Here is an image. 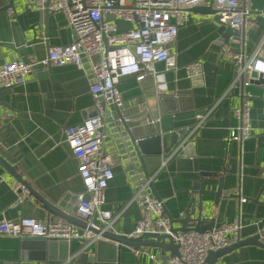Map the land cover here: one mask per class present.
Returning <instances> with one entry per match:
<instances>
[{
  "label": "crops",
  "instance_id": "crops-1",
  "mask_svg": "<svg viewBox=\"0 0 264 264\" xmlns=\"http://www.w3.org/2000/svg\"><path fill=\"white\" fill-rule=\"evenodd\" d=\"M30 0H0V67L14 61H39L51 47L70 44L74 35L61 12H39L30 6ZM258 11H264V0H251ZM119 30L132 25L115 21ZM209 15L190 11L189 21L177 33L173 50L177 52V71H165L155 65L156 73L137 82L135 77L120 79L117 89L127 114L147 111L140 121L158 117V97L188 90L184 105L189 101L205 119L198 128L189 127L180 139L193 144L199 172L178 171L174 160L156 159L148 164L150 177L158 199L163 201L164 214L175 221L185 217L189 202L203 206L205 225L241 222L239 241L257 237L258 243H247L216 260V264H264V87L251 84L244 88L251 98V136L242 145L231 143L228 128L235 125L232 110L240 105L239 91L227 94L234 67L221 54L220 35ZM264 35V20L257 18L250 31L249 41L242 43L236 36L230 41L233 49L251 52ZM264 47V42H263ZM199 61L203 65L202 86L193 88L182 69ZM92 78L74 66L43 70L37 67L21 85L0 90V156L17 175L46 201L58 203L68 194L76 195L83 189L77 163L64 142L63 130L89 117L92 100L89 87ZM196 117V121H197ZM195 128V130H194ZM115 161L113 178L105 191L103 207L112 213V231L128 236L142 217V210L130 203L133 183L124 166ZM201 172L207 176H201ZM17 182L0 166V220L18 221L33 218L38 221H58L49 215L36 199L17 204L12 186ZM246 199L241 203L240 199ZM175 228L180 227L177 223ZM147 240H156L146 238ZM105 244L111 242L103 239ZM75 264H80V241H72ZM149 254L160 257V251L143 247ZM20 239L0 237V264L16 260ZM64 248H61L63 251ZM66 250V249H65ZM113 248L99 247L101 259H110ZM88 262H95L97 244L87 250ZM170 257L169 252L165 253ZM68 260L61 264L68 263ZM144 254L120 246L116 264H151Z\"/></svg>",
  "mask_w": 264,
  "mask_h": 264
},
{
  "label": "built area",
  "instance_id": "built-area-1",
  "mask_svg": "<svg viewBox=\"0 0 264 264\" xmlns=\"http://www.w3.org/2000/svg\"><path fill=\"white\" fill-rule=\"evenodd\" d=\"M206 0H30V6L39 12H61L66 18L74 39L66 46L51 47L45 58L39 61H14L0 67V90L12 89L25 82L37 68L74 66L89 74L94 84L89 87L93 115L81 123L66 127L62 134L64 142L77 163L78 176L83 189L76 194V216L87 224L80 234L79 228L65 221H38L22 218L18 221L0 220V237L10 239H43L49 241H72L83 239L82 250H87L102 238L100 234L112 229L111 211L103 209L105 191L113 178L114 160L110 154L102 153L105 137V109L115 105L122 107L123 99L117 89L120 79L135 77L137 82L153 76L156 64L165 71H177V52L173 47L179 28L189 21L190 9L202 5ZM221 24L228 26L234 35L246 43L257 18L264 20V11H258L251 0H213V6ZM115 21L132 25L119 30ZM233 35V36H234ZM228 44L221 46V54L234 67L233 81L228 93L239 91L240 105L232 110L235 125L228 128L227 139L242 145L251 136L249 125L251 94L244 91L251 85V74L264 75V35L251 52L243 48L233 49ZM187 79L203 75V65L194 61L182 68ZM197 117L195 128L204 121ZM150 122L149 118L144 120ZM194 128V130H195ZM170 156L166 158L169 161ZM153 177L133 183L130 203L142 210V217L135 224L128 238L170 237L178 246V255L170 256L162 263L146 248L135 249L144 254L151 264H208L209 252H216L236 244L240 238L241 222L235 219L229 224L216 225L211 230L199 233L171 231L170 221L164 214L163 201L151 196L149 184ZM135 183V184H134ZM17 194V204L34 199L28 189L19 182L12 186ZM85 196L88 198L85 199ZM245 203L246 199H240ZM100 225H94L92 219ZM89 228L98 231L94 234Z\"/></svg>",
  "mask_w": 264,
  "mask_h": 264
},
{
  "label": "water",
  "instance_id": "water-1",
  "mask_svg": "<svg viewBox=\"0 0 264 264\" xmlns=\"http://www.w3.org/2000/svg\"><path fill=\"white\" fill-rule=\"evenodd\" d=\"M10 6L13 5V0H10ZM213 0H206L202 5L195 6L190 9L194 14L209 15L212 17V21L217 26L216 31L220 35V40L224 44L229 43V39L234 35V32L228 26L220 23L219 17L216 15V10L212 7ZM84 69L89 74L87 64L84 65ZM49 70V69H48ZM253 80L251 84L264 87V75H257L256 72L251 74ZM202 75L194 76L190 79L193 88L202 86ZM94 84V80L91 81ZM191 92L188 90L175 91L172 95H164L158 97L157 116H150V122L140 121L141 117L147 114L144 111L140 114H127L122 107L110 105L105 109V137L102 153L111 154L115 159L120 162L130 179L131 182H137L140 179V183H145L150 178L148 171V164L156 159L167 158L174 160L178 171H194L199 172L198 162L193 150V144L186 143L181 136L187 134V129L193 127L196 124V117L201 115L200 111H195L189 101V105L185 106L186 96H190ZM5 106L0 103V106ZM93 115V108L90 109V116ZM0 166H2L14 179L25 186L29 194L39 201L42 207L47 211L49 215L57 217L61 221H65L69 224L79 228L80 234L87 228V224L80 220L76 216V195L68 194L62 198L61 201L54 204L46 201L40 194L33 190L25 181H23L1 156ZM201 176H207L206 173L201 172ZM134 183V184H135ZM149 192L152 197L158 199L154 190L153 181L149 184ZM88 197L85 196V199ZM195 200L191 199L188 205L185 217L180 220H173L168 217L171 225V231L186 232L196 231L203 233L211 230L215 225L211 220L205 225V219L202 216L203 206L201 199L197 207H195ZM94 225L99 226L100 222L96 220V216L92 219ZM179 224L180 227L175 228V224ZM94 234L99 232L89 228ZM102 238L98 241V253L96 255L95 262L91 264H116L117 254L120 246H128L132 249H139L140 247H153L160 251V257L158 258L162 263L166 262L169 256L165 253L169 252L170 256L178 255V246L174 245L170 237H157L152 236L156 240H147L146 236L138 239L128 238L125 235L116 234L112 229L104 231L100 234ZM105 239L110 244H105L102 240ZM83 245L85 241L79 239ZM72 243V242H71ZM71 243L65 241H49L43 239H20V250L18 252L16 260L8 264H61L73 256V250ZM257 244V237L248 241H238L236 244L218 250L216 252H209L206 262L208 264H216V260L235 248L247 244ZM108 245L113 248V255L110 259H101L99 253V247ZM61 248H64L61 251ZM66 249V250H65ZM88 253L85 250H81L78 253L80 257V264H90L88 262ZM66 264H75L72 259L68 260Z\"/></svg>",
  "mask_w": 264,
  "mask_h": 264
}]
</instances>
